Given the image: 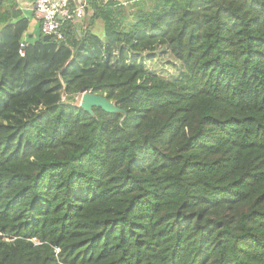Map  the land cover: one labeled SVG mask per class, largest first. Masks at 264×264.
Returning a JSON list of instances; mask_svg holds the SVG:
<instances>
[{"label":"trees","instance_id":"obj_1","mask_svg":"<svg viewBox=\"0 0 264 264\" xmlns=\"http://www.w3.org/2000/svg\"><path fill=\"white\" fill-rule=\"evenodd\" d=\"M84 1L108 59L71 71L89 38L0 0V264H264V0ZM144 37L180 81L126 63Z\"/></svg>","mask_w":264,"mask_h":264},{"label":"rangeland","instance_id":"obj_2","mask_svg":"<svg viewBox=\"0 0 264 264\" xmlns=\"http://www.w3.org/2000/svg\"><path fill=\"white\" fill-rule=\"evenodd\" d=\"M107 1V0H105ZM119 5L122 6V15L126 17L127 13L132 11L131 5L133 4L130 0H117ZM84 4V0H81ZM148 3V2H147ZM149 5V3H148ZM91 15V11L85 7V12L80 17H76L74 23V30L79 36L89 38L87 41V51L82 58L76 56L71 63L74 65L71 71L75 69H88L94 68L99 63H104L108 59V52L105 48L100 47L98 40L94 36H88L87 18ZM100 24H95L91 29L96 31V34L102 33V28ZM82 31V32H81ZM125 51L129 54L126 59V63H136L137 65H143L145 70L150 73L158 74L164 78L169 79L173 82H178L181 80L182 71L181 66L176 62V60L167 52L166 46L158 42H152L147 38H140L133 48L124 46ZM131 49V50H130ZM111 57L110 60L112 64H115L113 57H118L120 54L119 48L110 49ZM94 62L95 64H91ZM78 98H75L76 106L79 105Z\"/></svg>","mask_w":264,"mask_h":264},{"label":"built area","instance_id":"obj_3","mask_svg":"<svg viewBox=\"0 0 264 264\" xmlns=\"http://www.w3.org/2000/svg\"><path fill=\"white\" fill-rule=\"evenodd\" d=\"M86 3L81 0H35L32 9L33 18L40 24V33L43 36L61 39L59 30L63 23L74 22L85 12ZM25 40L20 45L19 55L24 57L27 47Z\"/></svg>","mask_w":264,"mask_h":264},{"label":"water","instance_id":"obj_4","mask_svg":"<svg viewBox=\"0 0 264 264\" xmlns=\"http://www.w3.org/2000/svg\"><path fill=\"white\" fill-rule=\"evenodd\" d=\"M78 108L93 116V108H99L106 113L122 114L123 111L108 101L105 96L96 95L90 92L81 95ZM125 117V115H124Z\"/></svg>","mask_w":264,"mask_h":264},{"label":"crops","instance_id":"obj_5","mask_svg":"<svg viewBox=\"0 0 264 264\" xmlns=\"http://www.w3.org/2000/svg\"><path fill=\"white\" fill-rule=\"evenodd\" d=\"M19 8L21 9L23 15L30 20L29 30L27 32L26 38L29 35H33L34 38L38 37L39 34V24L33 18L32 9L34 7L35 0H17ZM28 39V38H27Z\"/></svg>","mask_w":264,"mask_h":264}]
</instances>
